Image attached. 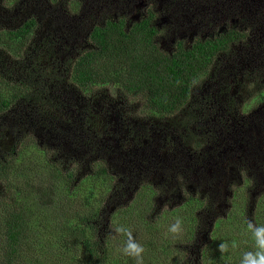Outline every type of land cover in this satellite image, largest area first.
Returning <instances> with one entry per match:
<instances>
[{
    "label": "rangeland",
    "instance_id": "rangeland-1",
    "mask_svg": "<svg viewBox=\"0 0 264 264\" xmlns=\"http://www.w3.org/2000/svg\"><path fill=\"white\" fill-rule=\"evenodd\" d=\"M32 1L44 15L38 49L21 61L7 56L5 63L33 75L38 99L0 114V128L32 125L40 148L55 150L61 159L74 157L83 167L105 160L116 177L106 210L115 220L131 221L132 247L144 239L137 234L135 212L149 206V198L156 208L146 217L139 215L140 222L153 221L160 209L179 210L161 229L164 237L179 239L181 258H193L192 248L209 242L207 261L210 256L219 259L222 253L215 250L222 243L230 250L225 239L233 236L242 243L256 227L264 237V0ZM145 9L155 13L167 46L179 35L207 34L231 22L246 32L241 44L218 57L175 116L152 118L142 113L140 102L114 88L86 96L67 77V64L81 50L93 24L118 16L136 18ZM195 141L201 149L193 147ZM186 193L194 196L186 200ZM196 195L200 200L194 204ZM136 197L139 206L132 201ZM245 205L249 223L242 211ZM193 224H198L194 238L185 234ZM189 239L196 245H188ZM113 250L119 259L130 254L126 243H115ZM193 260L202 264L198 257Z\"/></svg>",
    "mask_w": 264,
    "mask_h": 264
},
{
    "label": "trees",
    "instance_id": "trees-1",
    "mask_svg": "<svg viewBox=\"0 0 264 264\" xmlns=\"http://www.w3.org/2000/svg\"><path fill=\"white\" fill-rule=\"evenodd\" d=\"M45 1L57 4L60 0ZM32 2L0 0V114L38 99L33 75L16 72L5 63L7 56L21 61L38 49L44 15ZM158 33L150 10L136 19L118 16L93 24L81 50L67 64L70 83L86 96L114 88L139 101L144 114L175 116L218 57L229 54L232 42L246 36L243 30L227 27L197 37L189 45L178 40L175 50L168 52L159 47ZM24 125L0 128V133L10 136L9 140L0 136V264H195L197 257L202 264H264V237L258 235V227L251 228L242 243L233 236L222 240L230 250L222 243L215 250L222 253L219 259L210 256L207 261L209 242L194 246L193 258H181L179 239L164 237L161 229L172 223L179 212L176 207L157 210L153 221L138 220L156 208L151 198L149 206L135 212L134 225L144 239L132 247L131 221L115 220L106 210L116 184L113 168L105 160L83 167L74 157L61 159L53 149H47L48 153L38 145L33 126ZM192 196L185 194L186 200ZM199 200L196 195L194 204ZM132 201L140 205L139 198ZM248 206L242 208L247 223L252 221ZM185 226L183 220L181 227ZM197 228L193 224L185 234L194 238ZM193 242L189 239L187 244ZM115 243H126L130 254L117 258Z\"/></svg>",
    "mask_w": 264,
    "mask_h": 264
},
{
    "label": "flooded vegetation",
    "instance_id": "flooded-vegetation-1",
    "mask_svg": "<svg viewBox=\"0 0 264 264\" xmlns=\"http://www.w3.org/2000/svg\"><path fill=\"white\" fill-rule=\"evenodd\" d=\"M148 10L149 9H145V12H143V13H140L138 16H140V15H143V14H145V13H147L148 12ZM151 13H153L152 11H151ZM154 15H155V13H153ZM138 16L136 17V18H138ZM156 16V15H155ZM136 18H133V17H131V18H128L129 20H131V19H136ZM156 20H157V17H156ZM232 24H229V23H226L225 25H222V24H220L219 26H217L216 27V29H214V31H211V32H208L207 34H204V33H197V31H192V32H190V33H188V34H182V35H179V37L178 38H175L174 39V41L172 42V44H171V46H167L165 43H164V41L161 39V28H160V26L158 25V21H156V25H157V28H158V36H157V41H158V45H159V47H161L162 49H164V50H166V51H168V52H172L173 50H175V48H176V45H177V43H178V40H182L183 41V43L184 44H186L187 43V45H189L190 43H192V42H194L195 41V38H197V37H200V38H203L204 36H207V35H211V34H213L215 31H223V30H226V28L227 27H236V28H240V30H243V29H241V27H239L237 24H234V22H231ZM244 31V30H243ZM246 33V32H245ZM244 39H245V37L244 38H242L241 40H238V42H232V45H231V51H232V49L234 48V47H236L237 45H239V44H241L243 41H244ZM230 51V52H231ZM212 70V69H211ZM209 75V74H208ZM207 75V76H208ZM206 79V78H205ZM198 86V85H197ZM196 86V87H197ZM193 90H194V88L192 89V92H193ZM125 97H127V98H131V97H128V96H125ZM131 100V99H130ZM131 101H134L135 102V100H131ZM137 101V100H136ZM137 102H139V101H137ZM184 109V108H183ZM182 109V110H183ZM179 114V113H178ZM177 114V115H178ZM168 117V116H167ZM152 118H156V117H152ZM193 140H195V139H193ZM193 147L195 148V149H201L202 148V145L199 143V142H197V141H195L194 143H193ZM226 199H229V197H226ZM247 206V205H246Z\"/></svg>",
    "mask_w": 264,
    "mask_h": 264
}]
</instances>
